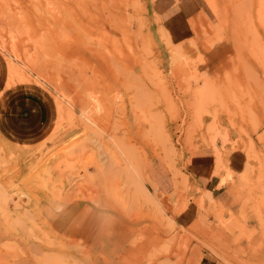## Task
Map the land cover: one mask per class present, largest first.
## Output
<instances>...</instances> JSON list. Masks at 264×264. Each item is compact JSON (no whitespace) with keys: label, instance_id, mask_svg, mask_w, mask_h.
<instances>
[{"label":"rangeland","instance_id":"1","mask_svg":"<svg viewBox=\"0 0 264 264\" xmlns=\"http://www.w3.org/2000/svg\"><path fill=\"white\" fill-rule=\"evenodd\" d=\"M205 1L209 46L229 44L238 62L218 81L171 41L152 0H0V81L29 98L31 126H49L30 144L0 136V264H109L113 251L81 236L87 219L61 230L41 218L46 201L136 223L115 264H264V0ZM202 151L222 183L231 153L246 154L255 178L240 210L187 186ZM169 187L189 227L169 212Z\"/></svg>","mask_w":264,"mask_h":264},{"label":"crops","instance_id":"2","mask_svg":"<svg viewBox=\"0 0 264 264\" xmlns=\"http://www.w3.org/2000/svg\"><path fill=\"white\" fill-rule=\"evenodd\" d=\"M151 8L160 19L161 25L171 41L175 45H180L192 56L193 60L198 59L192 66H197L200 74H207L218 81L228 70L232 71L238 65V62L231 58L233 51L229 44L223 42L214 47L209 46L208 42L213 40L216 35V26L212 12L205 0H152ZM6 84V79L0 81V136L12 144L15 143L16 138L21 145L43 139L49 126H31L29 98L24 93L16 95L15 91L8 88ZM17 120L22 122L20 126L15 124ZM228 165L231 179L222 183L226 172H216L214 154L202 151L191 157L184 174L187 177L186 184L192 190L198 188L207 190L217 204L235 212L240 210L241 199L244 196L240 193L239 188L249 185V182L246 183L244 180L255 178V173L247 170V157L242 151L232 152ZM167 185L170 186L169 183ZM174 189L169 187L166 191L167 195L172 196L168 198L169 212L175 216L178 226L189 227L192 220V215H190L192 209L188 207L189 211L182 216L178 215L181 205ZM77 204L74 207V203L43 202L40 204L41 218L61 230L78 228L87 219L82 226L84 229L81 232L83 239L92 246L103 245L97 249L113 251L114 254L107 252L110 255L109 264L118 262L122 253L128 250V232L132 227H138V225L126 220L120 212L110 208L99 209L87 203ZM82 212H85L84 216L80 214ZM76 221H80V223L76 224ZM104 223H109V227L116 229L110 236L111 239H107L101 234Z\"/></svg>","mask_w":264,"mask_h":264},{"label":"bare ground","instance_id":"3","mask_svg":"<svg viewBox=\"0 0 264 264\" xmlns=\"http://www.w3.org/2000/svg\"><path fill=\"white\" fill-rule=\"evenodd\" d=\"M58 264V263H57ZM62 264H63V262H62Z\"/></svg>","mask_w":264,"mask_h":264}]
</instances>
